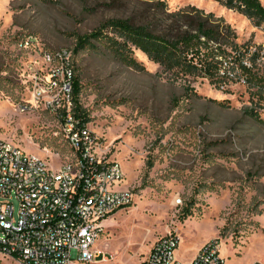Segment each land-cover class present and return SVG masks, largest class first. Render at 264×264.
Returning a JSON list of instances; mask_svg holds the SVG:
<instances>
[{
  "label": "rangeland",
  "instance_id": "1",
  "mask_svg": "<svg viewBox=\"0 0 264 264\" xmlns=\"http://www.w3.org/2000/svg\"><path fill=\"white\" fill-rule=\"evenodd\" d=\"M165 1L170 9L213 12L240 42L264 47V30L216 0ZM139 7L131 0H0V138L38 157L58 152L66 159L56 118L41 107L14 106L30 99L24 82L30 57L18 41L32 34L44 47L67 48L78 104L123 170L120 189L132 193L128 206L103 221L94 247L114 259L100 264H139L168 234L179 238L180 262L216 239L224 264H264V109L250 101L246 86L175 78L139 50L134 57L142 68H132L100 40L74 51L78 36ZM0 264L21 263L0 254Z\"/></svg>",
  "mask_w": 264,
  "mask_h": 264
},
{
  "label": "built area",
  "instance_id": "2",
  "mask_svg": "<svg viewBox=\"0 0 264 264\" xmlns=\"http://www.w3.org/2000/svg\"><path fill=\"white\" fill-rule=\"evenodd\" d=\"M18 46L30 57L24 80L30 99H21L14 109L41 107L52 114L67 157L58 152L38 157L0 138V254L21 264L108 263L114 258L94 242L103 221L131 203V191L120 189L123 170L107 156L100 136L75 116L72 51L44 47L32 34ZM12 199L18 205L15 215ZM178 244L174 234L157 238L139 264H224L216 239L188 262L175 259Z\"/></svg>",
  "mask_w": 264,
  "mask_h": 264
},
{
  "label": "trees",
  "instance_id": "3",
  "mask_svg": "<svg viewBox=\"0 0 264 264\" xmlns=\"http://www.w3.org/2000/svg\"><path fill=\"white\" fill-rule=\"evenodd\" d=\"M115 2V0H112ZM140 5L130 16L105 19L76 39L74 51L103 41L121 63L142 68L134 57L139 50L175 78H202L217 88L244 84L250 101L264 109V47L251 40L240 42L230 24L213 12L195 6L170 9L165 0H131ZM245 16L264 30V5L260 0H216ZM79 81L74 77L75 116L87 122L78 104ZM249 113L259 118L257 111Z\"/></svg>",
  "mask_w": 264,
  "mask_h": 264
}]
</instances>
